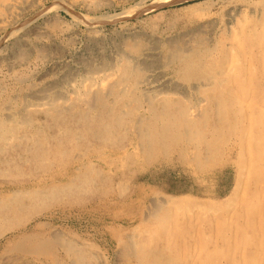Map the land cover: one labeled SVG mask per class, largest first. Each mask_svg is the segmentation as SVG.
<instances>
[{"label": "rangeland", "instance_id": "obj_1", "mask_svg": "<svg viewBox=\"0 0 264 264\" xmlns=\"http://www.w3.org/2000/svg\"><path fill=\"white\" fill-rule=\"evenodd\" d=\"M263 5L0 0V264H264Z\"/></svg>", "mask_w": 264, "mask_h": 264}, {"label": "bare ground", "instance_id": "obj_2", "mask_svg": "<svg viewBox=\"0 0 264 264\" xmlns=\"http://www.w3.org/2000/svg\"><path fill=\"white\" fill-rule=\"evenodd\" d=\"M264 6V5H263ZM245 15V14H244ZM260 18V17H259ZM251 19V18H250ZM243 21V20H242ZM246 23V22H245ZM242 24V23H241ZM240 26V25H239ZM250 35V34H249ZM233 38V37H232ZM235 38V37H234ZM237 38V37H236ZM235 38V39H236ZM124 42V41H123ZM127 42V41H126ZM125 42V43H126ZM246 42V41H245ZM264 43V42H263ZM12 44V43H11ZM262 44V43H261ZM176 45V44H175ZM132 46V45H131ZM145 46V45H144ZM171 46V45H170ZM183 46V45H182ZM134 47V46H133ZM184 47V46H183ZM19 48V47H18ZM36 48V47H35ZM89 48V47H88ZM125 49V48H124ZM177 50V49H176ZM175 50V51H176ZM131 51V50H130ZM133 51V50H132ZM174 51V50H173ZM48 52V51H47ZM134 52V51H133ZM177 52V51H176ZM22 53V52H21ZM38 53V52H37ZM57 53V52H56ZM88 53V52H87ZM22 55V54H21ZM102 55V54H101ZM160 55V54H159ZM172 55H173V53H172ZM233 55V54H232ZM174 56V55H173ZM173 56H172V58H173ZM176 56V55H175ZM136 57V56H135ZM230 57V56H229ZM228 57V58H229ZM169 58H170V56H169ZM230 58H232V57H230ZM120 59V58H119ZM123 59V58H122ZM224 59V58H223ZM81 60V59H80ZM103 60V59H102ZM157 60V59H156ZM232 60V59H231ZM230 60V61H231ZM263 60H264V58H263ZM105 61V60H104ZM164 61V60H163ZM166 61V60H165ZM233 61V60H232ZM16 62V61H15ZM87 62V61H86ZM193 62V61H192ZM221 62V61H220ZM13 63V62H12ZM102 63V62H101ZM156 63V62H155ZM230 63V62H229ZM163 64V63H162ZM181 64V63H180ZM188 64V63H187ZM227 65L228 63H224V65ZM234 64V63H233ZM147 65V64H146ZM230 65V64H229ZM228 65V66H229ZM240 65V64H239ZM102 66V65H101ZM186 66V65H185ZM243 66V65H242ZM119 68H120V66H118ZM134 67V66H133ZM146 67V66H145ZM158 67H160V66H158ZM112 68V67H111ZM117 68V67H116ZM199 68V67H198ZM124 71H126L127 69H131L130 68V66H125V69L124 68H122ZM150 69V68H149ZM189 69H191V68H189ZM232 69V68H231ZM230 69V70H231ZM72 70V69H71ZM104 70V69H103ZM160 71V70H159ZM221 71V70H220ZM104 72V71H103ZM122 72V71H121ZM193 72V71H192ZM196 72V71H195ZM220 74H221V72H219ZM117 74V73H116ZM125 74V73H124ZM105 75V74H104ZM240 75V74H239ZM217 77V76H216ZM81 78V77H80ZM103 78V77H102ZM244 78V77H243ZM87 79V78H86ZM92 79V78H91ZM59 80H61V79H59ZM75 80V79H74ZM81 80V79H80ZM103 80H105V79H103ZM146 80V79H145ZM228 80V79H227ZM243 80V79H242ZM23 81V80H22ZM107 81V80H106ZM112 82V81H111ZM228 82V81H227ZM236 82V81H235ZM243 82H244V80H243ZM219 83V82H218ZM217 83V84H218ZM96 84V83H95ZM202 84V83H201ZM221 84V83H220ZM219 84V85H220ZM245 84V83H244ZM92 85H94V84H92ZM103 85V84H102ZM241 85V84H240ZM70 86V85H69ZM106 86V85H105ZM104 86V87H105ZM200 86V85H199ZM243 86V85H242ZM241 86V87H242ZM191 87V86H190ZM60 88V87H59ZM43 89V88H42ZM41 89V90H42ZM87 89V88H86ZM92 89V88H91ZM121 89V88H120ZM83 90V89H82ZM174 90V89H173ZM39 91V90H38ZM44 91V90H43ZM93 91V90H92ZM96 91V90H95ZM108 91V90H107ZM158 91V90H157ZM199 91V90H198ZM223 91V90H222ZM229 91V90H228ZM227 91V92H228ZM86 92V91H85ZM100 92V91H99ZM98 92V93H99ZM109 92H112V88L109 90ZM168 92V91H167ZM182 92V91H181ZM226 92V90H225V93H227ZM235 92V91H234ZM43 93V92H42ZM94 93V92H93ZM150 93V92H149ZM157 93V92H156ZM160 93V92H159ZM162 93V92H161ZM224 93V92H223ZM224 93V94H225ZM158 94V93H157ZM208 94H211V93H208ZM214 94V93H213ZM221 94V93H220ZM229 94V93H228ZM160 95V94H159ZM180 95V94H179ZM218 95V94H217ZM71 96V95H70ZM103 96H105V94L103 95ZM182 96V95H181ZM210 96V95H209ZM224 96V95H223ZM230 96V95H229ZM234 96V95H233ZM244 96V95H243ZM153 97V96H152ZM157 97V96H156ZM106 98V97H105ZM217 98V97H216ZM226 98V97H225ZM228 98V97H227ZM238 98V97H237ZM55 99V98H54ZM98 99H102L101 98V96H99V98ZM147 99V98H146ZM229 99V98H228ZM51 100V99H50ZM215 100V99H214ZM230 100V99H229ZM52 101V100H51ZM63 101V100H62ZM90 100H88V102H89ZM95 101V100H94ZM213 101V100H212ZM238 101H239V99H238ZM257 101V100H256ZM146 102V101H145ZM195 102H197V101H195ZM219 102V101H218ZM260 102V101H259ZM149 104V102H146V104ZM221 103H222V101H221ZM243 103V102H242ZM253 103V102H252ZM88 104V103H87ZM147 104V105H148ZM238 104V103H237ZM250 104V103H249ZM248 104V105H249ZM261 104H263V103H261ZM37 105V104H36ZM46 105V104H45ZM49 105V104H48ZM51 105V104H50ZM54 105V104H53ZM53 105H51V106H49V107H53L54 108V106ZM247 105V106H248ZM33 106H34V104H33ZM89 106V105H88ZM93 106V105H92ZM156 106H157V104H156ZM223 106V105H222ZM227 106V105H226ZM243 106V105H242ZM241 106V107H242ZM90 107V106H89ZM219 108V107H218ZM226 108V107H225ZM239 108V107H238ZM65 109V108H64ZM64 109L62 108V110L61 111H64ZM67 109V108H66ZM65 109V110H66ZM160 109V108H159ZM162 109H164V108H162ZM229 109V108H228ZM50 110V109H49ZM52 110V109H51ZM148 110L149 111H153L154 113L156 112V108L155 107H153V105H151V106H149L148 107ZM147 110V111H148ZM183 110V109H182ZM238 110V109H237ZM27 111V110H26ZM67 111V110H66ZM159 111V110H158ZM223 111V110H222ZM242 111V110H241ZM209 112V111H208ZM55 113V112H54ZM179 113V112H178ZM215 113H217V112H215ZM219 113V112H218ZM160 114V113H159ZM203 114V113H202ZM224 114V113H223ZM228 114V113H227ZM226 115V114H225ZM230 115V114H229ZM233 115H234V113H233ZM236 115V114H235ZM23 116H24V114H23ZM158 115H155V117H157ZM170 116V115H169ZM258 116V115H257ZM256 116V117H257ZM7 117V116H6ZM5 117V118H6ZM181 117V116H180ZM207 117V116H206ZM262 117H263V114H262ZM188 118V117H187ZM8 119V118H7ZM181 119V118H180ZM209 119V118H208ZM245 119V118H244ZM260 119V118H259ZM201 120V119H200ZM222 120H223V118H222ZM235 120V119H234ZM233 120V121H234ZM242 120H243V118H242ZM257 120V119H256ZM204 121V120H203ZM210 121V120H209ZM232 121V122H233ZM240 121V120H239ZM238 121V122H239ZM10 122V121H9ZM115 122H117V123H119L120 122V118L118 117V116H115ZM175 122V120L174 119H171L170 117H168L167 116V114H165V115H163V114H161V116H160V127L163 129V128H165V127H167V126H165V125H171V124H173ZM177 122V121H176ZM235 122H237V121H235ZM260 122V121H259ZM135 123V122H134ZM205 123V122H204ZM187 124V123H186ZM210 124V123H209ZM234 124V123H233ZM236 124V123H235ZM234 124V125H235ZM240 124V123H239ZM259 124V123H258ZM261 124V123H260ZM132 125H133V123H132ZM237 125V124H236ZM159 126V125H158ZM226 126V125H225ZM242 126V125H241ZM177 127V126H176ZM175 127V128H176ZM181 127V126H180ZM239 127V126H238ZM135 130H137V132L139 131V135L140 136H147V134H146V131L142 128H140V127H138V125H137V127H136V124H135ZM242 128H244V126L242 127ZM259 128V127H258ZM203 129H204V126H203ZM202 129V130H203ZM165 130H166V128H165ZM169 130V129H168ZM179 130V129H178ZM187 130V129H186ZM185 130V131H186ZM193 130V129H192ZM200 130V129H199ZM221 130V129H220ZM231 130V129H230ZM235 130H237V129H235ZM161 131V130H160ZM234 131V130H233ZM238 131H240V129L238 130ZM243 131V130H242ZM193 132V131H192ZM231 132V131H230ZM154 133V132H153ZM164 133V132H163ZM204 133V132H203ZM202 133V134H203ZM213 133V132H212ZM233 133V132H232ZM257 133H259V132H257ZM7 134H8V132L6 131V130H3V131H1L0 132V142H1V140H4V141H6L7 140ZM159 134V133H158ZM197 134V133H196ZM198 135V134H197ZM224 135V134H223ZM165 136V135H164ZM167 136V135H166ZM202 136V135H201ZM176 137V136H175ZM185 137V136H184ZM195 137V136H194ZM226 137V136H225ZM11 138V137H10ZM155 138V137H154ZM153 138V139H154ZM162 138H163V136H162ZM181 138V137H180ZM191 138V137H190ZM224 138V137H223ZM248 138V137H247ZM256 138V137H255ZM159 139H160V137H159ZM174 139V138H173ZM225 140V139H224ZM223 140V141H224ZM253 140V139H252ZM175 141H177L176 139H175ZM184 141V140H183ZM247 141H249V140H247ZM255 141V140H254ZM257 141V140H256ZM144 142V141H143ZM215 142V141H214ZM242 142V141H241ZM7 143V142H6ZM168 143V142H167ZM220 143H221V141H220ZM256 143V142H255ZM149 144V143H148ZM217 144V143H216ZM219 146V145H218ZM248 147H249V145H247ZM39 147V146H38ZM217 147V146H216ZM257 147H258V145H257ZM36 148V147H35ZM152 148V147H151ZM154 148V147H153ZM157 148V147H156ZM165 148V147H164ZM262 148H264L263 146H262ZM163 149V148H162ZM169 149V148H168ZM148 150H150V146L148 147ZM216 150V149H215ZM152 151V150H151ZM0 153H3V149H1V146H0ZM243 153V152H242ZM257 153H258V150H257ZM263 154V153H262ZM40 155H43V153L41 152H35L34 153V156L35 157H39ZM257 159V158H256ZM255 160V159H254ZM253 160V161H254ZM3 161V160H2ZM1 161V158H0V167H2V164H3V162ZM264 161V160H263ZM257 162V161H256ZM6 163V162H5ZM7 164H9L8 162H7ZM256 165V164H255ZM260 165V164H259ZM258 165V166H259ZM257 166V165H256ZM261 166V165H260ZM181 168V167H180ZM1 169V168H0ZM92 169V168H91ZM77 170V169H76ZM262 170V169H261ZM79 171V170H78ZM96 172V171H95ZM260 172V171H259ZM264 172V171H263ZM255 173H257V171L255 172ZM261 176V175H260ZM76 187H78V185H76ZM40 194V193H39ZM19 195V194H18ZM25 195V194H24ZM14 196H16L17 197V194L15 193V195ZM19 196H21V195H19ZM30 196V195H29ZM38 197H40L38 194H37V199H38ZM17 199V200H16ZM11 201L13 202V205L15 206V202H17V205L15 206V207H10L11 208V210H13V211H19L20 210V208H22L23 206L22 205H20L19 203H20V200L18 199V198H14V197H12V199H11ZM47 201V200H46ZM17 208V209H16ZM2 212V210H1V206H0V213ZM156 213V212H155ZM256 235V234H255ZM26 239H28V238H26ZM54 241H55V239L54 238H52ZM29 243V242H28ZM51 243V242H50ZM64 243V242H63ZM45 244H47V243H45ZM65 244V243H64ZM134 244V243H133ZM58 245V244H57ZM65 246H66V249L68 250V252H70V254L72 255V257H73V259H75L74 261H72V264H73V262H74V264H80L81 263V261L80 260H82V259H84L83 258V254L82 253H80V256H77V255H75V253H76V249H75V247L73 246V244L72 243H68V241H67V243L65 244ZM39 247V246H38ZM16 249H17V247H15ZM10 249H12V248H10ZM35 249V248H34ZM30 250V249H29ZM36 250H37V248H36ZM48 250V249H47ZM21 251V250H20ZM27 251V250H26ZM33 251V250H32ZM30 252V251H29ZM47 252V251H46ZM52 252V251H51ZM25 253V252H24ZM28 253V252H27ZM36 253V252H35ZM44 253V252H43ZM7 256V255H6ZM154 256V255H153ZM54 258V257H53ZM155 261V260H154ZM157 261V260H156ZM154 263V262H153ZM6 264V263H5Z\"/></svg>", "mask_w": 264, "mask_h": 264}]
</instances>
